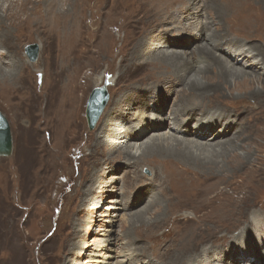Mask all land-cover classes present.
<instances>
[{
  "label": "rangeland",
  "instance_id": "rangeland-1",
  "mask_svg": "<svg viewBox=\"0 0 264 264\" xmlns=\"http://www.w3.org/2000/svg\"><path fill=\"white\" fill-rule=\"evenodd\" d=\"M20 1L24 0H1L0 6L9 9L11 5H16ZM71 1L75 3L76 8L77 3L81 7L74 39L68 37L65 31L63 34L65 29L51 36L49 32L51 25L43 20L51 14L46 10V6L50 4L49 0H30L31 3L27 0L26 8L20 18L15 20L7 19V17L3 20V13L0 10V35L4 30L8 31L4 37L0 36L1 49L7 51L5 47H8V54L2 55L0 63H3L2 66L5 67L10 65V69L16 75L15 81L9 86L0 85V112L8 121L13 143L11 154L0 156V264H97L95 260L100 261L102 258L94 256L98 254L94 243L102 239L104 231L109 229V222L106 220L115 214L112 235L117 239V245H115L117 248L112 245V253L117 255L120 247L126 253L137 252L135 247L145 246L142 244L145 243V238L157 235L155 241L161 242L165 248V251L160 253L165 260L164 264H173L176 261V254L180 252L179 246L183 239L186 236L189 237L191 233L200 236L201 226L209 228L217 226V230H213L207 239L199 243L200 245L197 244V250L187 254L184 257L185 260L203 246L204 251L209 250L211 251L209 254H213L214 249L206 248V246L212 242L221 241L219 236L223 234L228 233L227 236L233 239L242 228L236 229L243 224L248 228L246 235H251L256 227H252L250 223L248 218L251 217L250 213L244 217L241 215V220L235 224L231 223L230 218L222 219L223 215L219 213L231 215L235 212L233 203L235 202L237 206L243 201L244 212L249 208V212L260 213L259 217L264 218V179L260 178V182L256 183L255 187L252 185L246 189V183L239 176L241 168L236 169L233 163L234 160L243 158L249 142L255 140L259 143L260 139L264 138V88H261L260 82L252 78L254 76H249L253 83L246 88L239 85L237 81L224 84L219 69L215 67L216 71L211 68V71L207 73L209 80L208 83L205 82L207 84L205 88H213L212 92L216 93L204 95L203 90V93L201 90L197 91V99L200 101L203 99L204 103H207L205 107L235 106L239 109L248 107L245 115L253 122L252 126L245 137L232 136L241 146L221 157L222 165L225 169L227 168L225 171L208 170L207 165L203 167L187 164L178 159L163 160L158 155H154L155 157L146 155L143 160L127 163L119 150L112 152L113 156L105 160L108 149L99 146V142L107 135L101 133V128L103 127L104 130L108 111L114 110L115 105L121 103L123 94L132 88L129 86L142 87L159 78L170 76L175 78L173 74L176 68L169 66L166 61L157 65L143 63L145 60L141 61V57H144L146 53L140 48L136 51L133 49L141 35L142 38L154 32L157 13L159 15L160 12L154 5V0H116L117 2L115 0H60L61 8L65 9L69 6L66 4ZM213 1L219 5L221 11L214 5L207 11L210 18L212 17L210 31H215L211 41L214 43L216 39L226 34L236 35L240 38L239 42L242 46L254 48V51L258 50L256 52L264 59V43L253 36L264 33V5L261 2L263 0ZM204 2L209 3L205 0ZM38 5H41V9L43 6L46 12L35 23L31 18L40 14L32 13V11ZM237 11L244 15H239L244 22V25L243 23L238 25L239 28H236L235 21H230V16H235ZM256 16L259 21H255ZM65 23V20L59 21L58 28H62ZM157 30L159 31V28ZM198 30L202 29L196 28L190 32L191 34H186V38H196L194 34ZM175 35L182 36L179 33ZM209 36L212 35L209 34ZM196 41L199 44L202 42H199L198 38ZM153 42L155 41H152L151 48L155 45ZM31 43L38 46V55L34 61H31L25 52L26 45ZM193 48L177 50L191 56L188 57L190 65L191 62H195V59L200 58ZM139 53L140 57H138ZM16 64L18 67L15 66ZM201 65H204V61ZM251 72L261 80L263 79L261 83L264 86V68H261L259 72ZM215 82L225 88L221 92L217 91L213 85ZM102 83L105 84L108 99L94 127L89 129L85 118L86 104L92 89L101 86ZM180 86L178 84L176 88L180 89ZM247 88H255L257 93L261 91L259 94L249 95ZM181 89L184 97L192 95L190 92L196 93L195 90H197L185 87ZM223 93L227 96H223ZM173 96V93H170L169 100H172ZM159 114L163 115V109ZM167 114L166 111L164 115ZM241 128H244V125ZM161 130L164 131L165 127L163 126ZM148 137L149 135H146L144 139ZM227 138L229 137L224 139ZM254 152L253 149L252 153ZM96 164L100 167L98 173L89 179L92 167L97 168L94 167ZM110 170L112 174L109 173ZM152 172L155 178L161 181L162 186L155 180L139 184L140 177L147 181L152 177ZM110 176L116 177V193L98 189L93 193V199L81 205L85 185L92 179L106 178L108 180ZM117 180H119L118 183ZM141 191L144 194L136 195L131 209L126 208L125 212L117 209L118 205L113 200L122 197L124 202L129 194ZM109 193L110 195H106ZM151 195L152 199L158 198L152 205L150 204ZM95 202L98 203L99 209L97 214H91L94 207L92 205ZM148 205L150 213L146 214V218H151L147 221L152 223L131 227V222L128 219L127 223L126 219L130 217V214L143 210ZM109 206L112 208L108 209ZM100 213L102 216H99ZM176 215L190 219L184 222L180 231H177L175 236L177 241L175 240L170 248L167 237L172 236L173 231L171 227L164 228L169 219L172 220ZM156 216L161 220L158 219V223L154 224L155 220H152ZM205 218L221 219V221L219 224L212 225L205 223ZM87 221L91 228L89 236L83 233L84 224ZM175 224L179 226L178 223ZM127 234H129L128 237ZM86 237L90 245L81 248L80 242H83ZM261 239L264 240V236L259 235L252 242L243 243V245L257 242L256 246H252L251 253L256 255L254 251L260 250V255L264 256L262 252L264 241ZM154 251H157L155 247L152 249V252ZM99 253L105 252L102 250ZM106 253L108 255L109 252ZM122 254L117 258L121 260ZM228 255L229 252L225 250V259L231 261ZM143 258L156 262L151 255ZM235 259L242 258L235 257ZM213 260L224 264L221 260L215 258ZM114 263L112 259L110 264Z\"/></svg>",
  "mask_w": 264,
  "mask_h": 264
},
{
  "label": "bare ground",
  "instance_id": "bare-ground-1",
  "mask_svg": "<svg viewBox=\"0 0 264 264\" xmlns=\"http://www.w3.org/2000/svg\"><path fill=\"white\" fill-rule=\"evenodd\" d=\"M205 1H208L209 3L204 2V0H154L153 1L154 5H156L160 10L159 15L157 13V18L155 20L154 32L149 33L148 35H145L142 38L141 35L140 38H138L137 42L135 43L133 49H135L136 51L140 48V50H143L146 53L144 57H141V61L145 60L143 63H147L149 65H157L159 63H162V61L163 62L166 61L169 66L176 68V72L174 71L176 74L175 73L173 74L175 78L171 76L168 78H164V77L161 79L159 78L156 79L154 82L152 81L153 83L149 85H144L142 87H140L139 85L129 86L132 87L131 90H127L123 94L121 103L115 105L116 108L114 110L108 111L107 113L108 115L106 116V120L104 122L105 124L104 130L103 127L101 128V133L107 134L105 135V138L101 142H99V146L107 147L108 149L105 160L113 156L112 152L119 150L120 153L123 154L127 163H132L134 161L137 162V160H143V157L146 155H153V156L158 155L161 156L163 160L178 159L180 161L187 162V164L190 163L194 165H202L203 167L207 165L209 167L208 170H212V171L222 172L227 169V168L225 169V167L222 165L221 157L224 156L225 153L233 152L235 149L239 148L238 146H241L237 144L238 140L236 139L237 140L236 141L232 136H235V138H239L241 136L245 137L249 133L248 131L252 126L253 122L245 115L248 111V107L245 106L242 107L241 109L235 106H224L220 108L216 106L205 107L204 105H206L207 103L205 104L204 103L205 101L203 99H202L203 102L197 99L198 96L196 95L198 94L197 91L201 90L202 93L204 91V95H210V93L212 95L216 93V92H212L213 88L212 89L205 88L207 87L206 86L207 84L205 82L209 80L208 78L209 75L207 73L209 70L211 71V68L212 69L214 68L215 70V67L219 69L220 76L223 77L224 79L223 81L224 84H228L230 83V81H234V83L237 81L239 85L244 86L246 88L253 83V80L251 78L249 79L248 77L254 76L252 78L256 79L258 83L260 82L259 84L263 89L264 86L261 83L263 82V79L261 80L260 77H256V75H254L251 71L259 72L261 68H264V59L261 57L262 56L261 54L256 52L258 50L254 51L255 50L254 48L250 49L246 46H242L240 44L241 42H239L240 38H238V36L236 35L229 36L228 34H226L216 39L213 43L211 39L214 36L215 31L214 30L210 31V29L212 28V21H211L212 17L210 18L207 11L214 6H216L218 10H220V7L213 0H205ZM120 2L121 1H119V3ZM261 2L264 5V0ZM49 3H50L49 6H46V10L51 14L49 15V17H44L43 20L45 21V23L51 25V27L49 28V32L51 33V36L52 35L54 36L55 33L58 34L61 30L65 29L63 30V34L65 31L67 32L68 37L74 39V34L77 32V28H78L77 22L80 16L79 15V12L81 10L80 5L77 3V8H76L75 3L71 1L68 2V4H66L69 6H67L64 9L61 8L60 6V0H53L52 2L51 0H49ZM26 4H27V0L20 1V3L16 5H11L9 9L7 7L4 8V6L1 5L0 10L3 13V16L1 15L3 20L6 17L7 19L11 18L12 20L20 18V15L23 13L24 8H26ZM46 10L43 9V6L41 9V5L34 7L32 13H36L40 15L33 16V18L31 19L35 23H37L36 20L41 19V16L45 15ZM239 15H243V14L237 11L235 16H230L231 18L230 21L236 22V28H239L238 25L242 23L244 25V22H242L243 19L241 20L239 18ZM64 20L66 21V23L63 25L62 28H58L59 21L63 22ZM230 21L228 20V22ZM255 21H259V18L257 16L255 18ZM18 22H20V20ZM257 23L258 22H256V24ZM74 25H75V29H74ZM258 25L259 24H257L256 26ZM198 27L199 29L202 30H198L194 34L196 38H191V39L186 38V34H191L190 32H193V30H196V28ZM157 28H159V31L157 30ZM74 30L75 32L73 33ZM175 33H179L182 36L175 35ZM6 34H8V31L4 30L3 34L0 36L4 37ZM209 34L212 36H209ZM253 36L260 39L264 43V33H260V34L257 33L254 34ZM197 38L198 40H200L199 42L202 41L201 44H199L196 41ZM152 41H155L153 42L155 44L154 47L152 46L153 48H151ZM190 45L193 46L189 47ZM5 48L7 49V51L2 50L0 47V59L2 55L5 56L8 54V47L6 46ZM69 48L71 50V44L69 45ZM170 48H173L175 50H169ZM191 48H193L196 52H198L196 55L200 58L195 59L194 62L195 64L191 62L190 65V63H188V57L191 56L187 55L185 52L183 53L180 52L181 50L180 51L177 50L179 49L189 50ZM69 53H71V51ZM202 54L203 56H201ZM140 56L141 55L139 53L138 57ZM202 60L204 61V65H201L203 63ZM129 61L131 62V60ZM2 65L3 63L2 64L0 63V71H1L0 85H4L6 87L7 85L9 86L11 83L15 81L16 75L12 72V69H10L11 67L10 65H9L10 67L9 66L5 67ZM13 65L14 63L12 64V66ZM22 65L23 64L21 63V67ZM15 66L18 67L17 64ZM246 69H250V70L248 71ZM178 84L181 85L180 86L181 88L185 87L187 89H191V88L194 90L197 89L195 90L196 93L190 92V94L192 95L184 97V95L181 94L182 89L176 88ZM213 85H214V89H217V91L220 92L221 90H223V88H225L223 85H220V83L218 82H215ZM248 92L249 95L253 93L259 94V92L257 93V90H255V88L248 89ZM170 93L171 94L173 93L174 95L172 100L171 99L169 100ZM179 95H182L183 97L182 96L178 97ZM222 95L227 96L225 93H223ZM162 109H163V115L162 114L160 115L159 113L161 112ZM166 111L168 112V114L164 115ZM152 117H154L155 119ZM165 121H167L168 124ZM111 123L112 126L110 127ZM189 123H191V125H189ZM243 125L244 128H241ZM163 126L165 127L164 131L161 130ZM146 135H149V137L144 139ZM226 137L229 138L224 139ZM220 139L223 140L220 141ZM253 149L255 150L254 153H252ZM116 157L118 156L116 155ZM233 163L236 169L241 168L239 170L240 171L239 176H241V180H243L246 183V187H247L246 189H248V187L249 188L252 187V185H254L255 187L256 183L260 182V178H262V180L264 179V167H263L264 138L260 139L259 143L255 142V140L254 142L253 141L249 142V144L246 145V154L243 156V158L240 160H234ZM97 165L98 164L94 165V167H97ZM99 168L100 167L93 169L92 167L90 171L89 179L97 175ZM158 169L160 170V168ZM109 173L112 174L113 172L110 170ZM208 173L209 172H207V174ZM115 179L116 177L113 176H110L108 180L106 178L92 179L89 184L85 185V189L83 190V195H82L83 197L81 198V205H83L85 201H88L91 198L93 199L94 197L93 193L97 192L98 189H100L101 191H109V192L115 191L116 193L117 187L115 184ZM139 179H140L139 184H144L146 182H152L153 180H155L157 183H159L162 186L161 181L155 178L154 172H152V177L149 178L147 181L143 180L142 177H140ZM118 181L119 180H117V183ZM109 186L113 188H107ZM104 187H106V190H104ZM160 188L161 187H159V189ZM242 192L244 193L245 191ZM138 193L144 194L143 191L129 194L128 198L124 199V202L122 197L121 199H118L117 197V199L113 200L118 205L117 209H120L124 212L127 209L128 210L131 209L136 195L141 196ZM106 195H110V193ZM152 197L153 196L151 195V201H150L151 205L154 202L156 203L158 199L155 196H154L155 198L153 199ZM231 203H233L232 200ZM97 204L98 203L95 202L94 205H92L94 207L92 208L93 212H91V214L93 213L97 214V211L99 209ZM233 206L235 208L234 209L235 212L232 213L231 215L222 214V213H219V215H223L221 217L222 219L230 218L232 220L231 223L235 224L241 220V215L244 217L250 213L251 217H248L250 218V223L252 227H256L251 235L249 236L246 235V230L248 228L245 227V225L243 224L241 227L236 229V230H240L242 228L240 230L241 232L235 235L233 239L227 236L228 233L223 234L219 236V239L221 241H217V243L212 242V244L206 246V248L212 247L211 249H214L213 254H209V252L211 253V251L209 250L204 251V246H203L189 259L187 258L185 260L184 257L187 254H191L195 250H197L196 247L197 244L201 243V241L203 242L204 239H207L211 235L213 230H217L216 229L217 226H213L211 228L205 225H204L205 227L201 226L200 230L202 233L200 232L201 233L200 236L198 234H194L190 232L191 235L189 237L186 236L181 242V244L179 243L180 244L179 247H181V249L180 252L176 254V261H174L173 264H220L215 260H213V258L221 260L224 264H264V256L260 255L261 253L260 250L254 251L256 255L251 253L252 246H256V244H258L257 242L251 243L250 245H245V244L243 245V243L252 242L259 235L264 236V218L259 217L260 213L249 212V208L247 209V211L244 212L245 208L243 205V201H241L237 206L236 203L234 202ZM148 207L149 205L145 206V209L143 210L136 211L134 214H130V217L126 219V222L128 223V219H129V221L132 224L131 227L139 226V225L143 226L144 224L151 222V221H147V220H151V218L150 219L146 218V214L149 215L150 213ZM110 208L112 207L109 206L108 209ZM99 216H102L101 213L99 214ZM114 216H116V214L110 216L109 220H106L107 222H109L108 224L109 229L104 231L102 239L94 243L95 249L97 250L96 252L98 253L95 254L94 256L97 255L98 257L102 258L100 261L95 260L97 264H110V261H112V259L115 261L114 264H164L165 263V260L160 254L161 252L165 251V248L161 245V242L155 241L157 235L154 237L145 238V243L142 244H144L147 247L145 248V246L143 245L141 247H135L137 248V252L126 253L125 250L124 251L121 250L120 247L121 251L119 250V252H117V255L113 254L112 245L114 246L117 245V239L112 235L113 233L112 226L115 221ZM158 219L161 220V218L156 216L152 220V221L155 220L154 224L158 223ZM188 220L182 217V215H176L172 220L169 219L164 229L171 227L173 231V235L167 237V240L170 241L168 245L170 248L173 246L176 240L175 236L177 231L178 230L180 231L184 222ZM220 221L221 219L215 220L212 218H205L204 220L205 223L212 225L219 224ZM175 223H178L179 226H175L176 225ZM83 231H84L83 233H86L89 236L91 228L88 221L85 222ZM128 236L129 234H127V237ZM84 239L85 240L83 242H80L81 248H86L90 245L88 238L86 237ZM261 241L264 240L261 239ZM131 243L133 244V240ZM176 244H178V242ZM238 245H241V247L236 248V246ZM153 247H155L157 251L152 252ZM114 248L117 247L115 246ZM262 248H263L262 252L264 253V247ZM102 250H104L105 252L104 254L99 253ZM225 250L229 252L228 257L232 259L231 261H227L225 259ZM106 252H109L108 255ZM121 254L123 257L120 260L117 257ZM146 255L153 256L154 259H156V262H153L152 259L146 260L145 258L147 257L143 258ZM235 257H241L242 259L241 260L235 259Z\"/></svg>",
  "mask_w": 264,
  "mask_h": 264
},
{
  "label": "water",
  "instance_id": "water-1",
  "mask_svg": "<svg viewBox=\"0 0 264 264\" xmlns=\"http://www.w3.org/2000/svg\"><path fill=\"white\" fill-rule=\"evenodd\" d=\"M25 52L31 61L36 60L38 55V46L36 44H28L25 47ZM108 93L105 84L99 87H94L89 95L85 118L89 129H92L102 112ZM13 149L12 137L10 133V126L5 116L0 112V156H8Z\"/></svg>",
  "mask_w": 264,
  "mask_h": 264
}]
</instances>
